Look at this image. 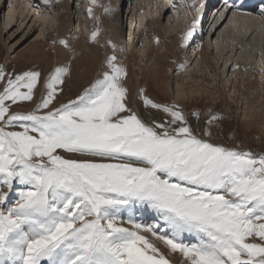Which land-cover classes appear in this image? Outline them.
I'll list each match as a JSON object with an SVG mask.
<instances>
[{"label": "snow or ice", "instance_id": "1", "mask_svg": "<svg viewBox=\"0 0 264 264\" xmlns=\"http://www.w3.org/2000/svg\"><path fill=\"white\" fill-rule=\"evenodd\" d=\"M222 8L221 20L254 15L243 0ZM255 15L264 17V3ZM94 19L90 41L112 54L74 98L61 99L77 55L68 39L52 41L71 55L46 75L0 65V264H264V154L213 142L225 117L210 106L202 116L134 92ZM132 205L151 209L162 228L123 226L118 213Z\"/></svg>", "mask_w": 264, "mask_h": 264}, {"label": "rangeland", "instance_id": "2", "mask_svg": "<svg viewBox=\"0 0 264 264\" xmlns=\"http://www.w3.org/2000/svg\"><path fill=\"white\" fill-rule=\"evenodd\" d=\"M13 1L14 0H10V1L9 0H0V19L3 15V13L5 11H7L9 3L10 4L13 3L12 5H15L13 7H16L19 9L18 3L22 2L23 0H16L15 2H13ZM60 1L61 0H50V3L47 5L44 4L42 2V0H27V1L24 0L23 1V3H26V4L29 2L28 7H27V5L25 6V4L22 5V6H24V8L27 9V11H25L26 10L25 9L24 12H30L31 13L32 9L37 10L38 13L36 15L41 14V15H39V16H41V21H47L48 20L50 23V26L53 27V29L51 28L52 29L51 33L47 32V30H45V28L42 29L40 26H38V24L34 25L31 22L27 24V22L20 23V21H18L19 23L17 22L16 24H14L15 26L11 30L2 29L1 24H0V30H1V33H0V65H4L7 71H9V72L15 71L16 73H20V72H23L26 70L33 69V70H39L46 75L51 70L53 65L58 64L60 62L66 63V56L67 55H65V54H67L68 51L65 49L59 50L58 48L61 47L62 45H54L52 43V41L54 39H57V38H63V39H68L70 41V43H72L81 34H84V33H85V35L88 34L87 37L89 38L91 35V32L93 30H95V28L97 27L94 17L100 18V21H101L100 26L103 28L101 36L99 37L100 42L104 43L106 40L110 39L113 43H115L117 45V52L119 53V57L121 58V60L123 62L125 59L124 58L125 56L123 54V53H125V49L123 48L124 51L119 52L118 44L124 43V45H127V42H130V43L133 42V45H136L137 48L141 45V42L139 44H137V42H136L137 37L135 34H137V31L135 32V34H130L128 39H127V36H124V40L122 37V40H120V42L115 41L111 35V32L109 31L110 27L113 24H115L114 19L116 17H118V21H116V23L118 22V24L120 25L119 29L122 27L128 28V26L130 24L128 23L127 18L129 17L130 14H127V12H128L127 7H129V3H131L130 8L135 6V3L137 2V0H130V1L129 0H108L107 3L113 2L114 7L112 6V4L111 5H105L106 4L105 0H98L99 4H103V5H105L111 9V11L107 12V13L104 12L101 7H99L97 5H93L92 0H68V5L65 7H61L59 5ZM151 1H152L150 3L152 6L151 11H153V12L150 11V14H149L148 9L145 8L146 15H145V13H143V11L142 12L140 11L136 14L137 15L136 17L139 16V19H141L143 21L144 20L146 21L148 19V17L151 15H152V18H155V17L157 18V15H156L157 12L155 11V8L157 6L156 3L158 0H151ZM208 1L209 0H195V3H193V1H190L189 3H187L186 0H160V3L162 5L165 3L166 6L169 8L167 10L166 14H164V16L160 17L161 20L163 19L162 23L164 25H167L168 24V18L170 19V18L174 17V19H178V21L182 24L181 28L183 30L181 29L180 35L178 37L174 36L172 38L173 41L175 40L174 45H176L172 51H169V52L167 51L166 45H164L161 42V40L159 39V37L157 35L152 36V37H150L151 35L149 36V33H148L149 27L148 26L144 30V35L140 39H142V43L147 41L149 44V45L145 46L144 52L149 53L150 48L153 46V47H156L157 49H159L160 53L167 52V54L170 55L171 60H172V63L168 62V60H167V62L164 63V68L166 70L165 75L168 78L167 82H166L167 92H166L165 96L162 95L161 93H159L157 90H155L151 81H148L147 84H143L144 82L142 80V87H144L146 89L147 94L150 97H152L153 99H155L156 101L167 102V103H173L174 102L173 101V97L175 96L174 95V93H175L174 89L176 86V81L178 80L177 76L179 74L182 73L181 77H185L186 80L193 79V81H194L193 77L192 78H191V76L187 77V71H190V69L194 66L197 58L195 60H193L192 62L190 60V62H189L190 64L188 63V67L186 68V70L175 72V70H176L175 68H177L178 64L181 62L180 59L182 60L181 57L187 58V55H189V57H191L190 56L191 54H188V51H190L192 48L193 49L195 48V50H196V48L200 47V44H202V42L209 43V41H210L209 45H213V44H215V41L218 40L219 33L221 32L223 26H221V28L217 29L216 31H215V27L222 21L219 16H222L224 14L223 8L220 9V7L222 6L221 1L216 2V5L214 4V6H216V10H219V9L220 10L218 11L217 16H215V18L213 19L216 10L212 11L211 7H209ZM132 2H135L134 5ZM136 5L138 7V4H136ZM205 5H208V7L210 9L208 7H205ZM166 6L164 7V9L166 8ZM29 7H30V10H29ZM89 8L92 9V16H89V12H88ZM197 9H199V11H197ZM17 11L18 10H16V12ZM65 12H67V13H65ZM62 14H64V15L67 14L65 16V20H64L66 28H63V25H61V20H59V16ZM257 18H258V20L263 21L262 16L257 17ZM194 19L198 20V23H200V24L196 23L195 31H194L192 39L195 38V36H197V32H199V34H200L198 37L199 39H196V40L194 39L195 41L190 40L188 43V48H187V45H186V47L181 46L185 31L187 29H189L190 25H191V27L193 26L192 21ZM111 22H113L112 25L110 24ZM226 22H227V20H226ZM107 28H109V30ZM78 31L80 32V34ZM40 33L43 34V36H41L42 40H40L41 45L39 46V49H40L41 53L43 54L42 58L38 57V55H36V53L32 54V56H31L29 51H28L29 46L36 41V37ZM157 39L159 40V43H156ZM197 40H199V42ZM96 45H97V48L100 52L99 56H100L101 60H103L106 51L109 55L112 54V49L110 47L103 48V47H100L98 44H96ZM244 47L243 48L245 49V52H248L250 58H252V60L250 59L249 61L250 62L252 61L254 63V66H256L260 71L261 75L259 76V78H260L259 80H260V83H262V84H260L262 86L264 84V78H263V76H264V59L261 56V52L264 51V44L262 45V48L254 49L252 51L247 49V45ZM249 47H251V46H249ZM62 48H63V46H62ZM55 52H56V54H58L56 56V58H55ZM254 52H256L257 54H255ZM60 57H62V58H60ZM76 57L80 58L81 56L80 57H79V55L75 56V60L77 59ZM74 62L75 61L73 59L72 69L73 68L75 69ZM198 62H199V60L197 61V63ZM250 62H248L244 68H241L237 71L239 76H241V78H242V80H241L242 81V87H243L242 89L245 88L247 81L250 79V77H252V71L249 68ZM132 63L133 62L126 63L127 69L129 71V73L131 74V77H133L132 74L134 72V67H133L134 65H132ZM229 64L230 63H228V64L223 63L222 66H220V65L218 66V71H215L213 69H210L209 67H206L207 65H205L204 63H202V64L198 63V66L203 71V74L205 77V81H203L204 82L203 88H206V89H204V90H208L209 92L211 91L210 93H212V94L214 93V97H215V99L216 98L217 99H216L215 103H212L211 105L210 104L207 105L206 103H200V102L197 103L199 105V107L196 111H199L201 113V115L203 116L204 111L210 106L212 109L221 113L225 117V120L223 123L224 131L213 142L226 144V146H229V147H232V146L238 144L239 147L245 151H251L255 154H264V125H263L264 124V121H263L264 120V97L262 95L259 96L260 98L256 99L257 101L254 100L256 102L255 103L252 100L253 97L255 96V92L249 91V92L245 93L246 94L245 97L240 96L238 99L237 98H230L229 99V97L232 96V91H227L226 88H225V90L220 88L221 86H219L220 84H218L219 79H217L218 78L217 74L219 72L222 75V78L225 77V75L227 74V68L229 67ZM136 65H140L139 62H137ZM171 66H173V67L171 68ZM100 67H101V64H100ZM100 67H99V69H100ZM141 67H142V70L146 71L147 68L145 66H141ZM85 68L86 67H84V69ZM99 69L97 70V72L99 71ZM233 69H234L233 67H231L229 69L228 79H229V75L231 74V71ZM138 71L139 70H137V72ZM97 72H96V74H97ZM141 72L142 71L138 72L139 77H140ZM261 72H263V73H261ZM72 73H74V74H72L71 81L69 80L70 83L67 84L68 87L65 88L66 92H65L64 96L61 97L62 101H66L69 98H74L75 95H77L79 93V91H81L82 88L87 86V83L89 81H91L89 79L87 81V83H83V82L81 83L80 79L82 78L83 75L80 76L79 72H74V71H72ZM176 74H177V76H176ZM73 78H75V79H73ZM251 79H253V77ZM134 80H135V78H134ZM188 83L190 84L191 80H189ZM182 89L185 92L189 91V88L187 85H186V87H183ZM221 91L224 93L225 98H227L230 101V103L228 105H226L223 101H221V98H218L220 96ZM134 92H135V90H134ZM37 95L39 96V93H37ZM235 96L236 97L238 96L237 93L235 94ZM24 103H27V102H24ZM215 104H217V105L214 107ZM195 108L196 107H193V106L189 107L187 113H191L192 111L195 110ZM13 110H17L15 108V106H13ZM247 112L249 113V115L251 113L253 114V112L262 115L260 118V121L262 120L263 123H261V125L259 124L257 126H252V127L249 126L247 123L248 121L246 120L249 116L247 114ZM245 117H247V118H245ZM202 122L203 121L201 120L199 123L202 124ZM189 123L193 126V128H196L198 126V121L194 117H192L191 115H189ZM3 190L6 191L7 189H3ZM20 190H21V186H19V185H17L13 189L12 194H11V202L15 201ZM135 206L132 205V206H129L127 208L120 209L118 215L121 218V222L123 223V226H125V227L130 226L129 224L124 223V222L128 221V219H127L128 214L132 213V214L136 215L135 217H137V218L134 217L133 221L140 223L142 225H148L149 220H154L162 228V222H160L157 219L156 214L151 209H149L147 206H142V205H135ZM141 222H143V223H141ZM161 247L163 248L162 244H161ZM176 258H177V260L179 259L178 254H176Z\"/></svg>", "mask_w": 264, "mask_h": 264}, {"label": "bare ground", "instance_id": "3", "mask_svg": "<svg viewBox=\"0 0 264 264\" xmlns=\"http://www.w3.org/2000/svg\"><path fill=\"white\" fill-rule=\"evenodd\" d=\"M15 1L16 0H14L13 2H15ZM23 1L18 3L19 9L16 7H13V6H15V5H12L13 3L10 4L8 2L9 6L7 8V11H5L3 13V15L0 19L1 28L11 30L15 26L14 24H16L18 21H20V23L27 22V24L31 22L34 25L38 24V26H40L42 29L45 28V30H47V32L51 33V30L53 29V27L50 26V23L48 20L47 21H41V16H39L41 14L36 15L38 13L37 10L32 9L31 10L33 12V13L31 12L32 14L30 12H24V10L26 8H24V6H22V5L25 4V6L27 5V7H28V3L30 1L27 4L23 3ZM190 1H193V0H186L187 3H189ZM218 1H221V0H209L208 1L209 7H211L212 11L216 10V6H214V4L216 5V2H218ZM252 1L253 0H243V3L245 4L246 7H250V6H248V4L251 3ZM107 2H108V0H105L106 4L104 2L103 3L105 5H111L112 4V6L114 7L113 2H109V3H107ZM151 2H152L151 0H137L136 3L132 2L133 5L135 3V6L132 5L133 6L132 8H130L131 3H129V7H127L128 8L127 14H130V15L127 18V20H128V23L130 25L128 26V28L122 27V28H120L121 29L120 30L119 29L120 25L118 24V22L116 23V21H118V17H116L114 19L115 24L112 25L113 22H111L110 24L112 26L110 27V30H109V28H107V29L111 32V35L114 38V40L119 41V42H120V40H122V37H123V40H124V36H127V39H128L130 34H135V32L137 31V34H135L137 37L136 42H137V44H139L141 42V45L138 48L136 45H133V42L132 43L127 42V45H124V43H121L123 46L121 44H118V49H120V48L125 49V53H123L125 56L123 63L126 64L129 62H133L132 65H134L133 66L134 72H133L132 76L135 78V80L133 77H131L130 86L132 87V89L134 91V90H136L137 86L142 87V80L144 82L143 84H147L148 81H151L155 90H157L159 93H161L162 95L165 96L166 92H167L166 82H167L168 78L165 75L166 70L164 68V63L167 62V60H168V62L172 63L171 57L169 54H167V52L160 53L159 49H157L156 47H153V46L150 48L149 53H145L144 48L146 45H149V44L147 41L142 43V39H140V38L143 37L144 30L148 26L149 27V31H148L149 36L151 35L150 37H152V36L157 35L159 37V39L161 40V42L164 45H166L167 51L169 52V51H172L176 46V45H174L175 40L173 41L172 38L174 36L178 37L180 35V31L182 29L181 28L182 24L178 21V19H174V17L170 18V19L168 18V24L167 25H164L162 23L163 19L161 20L160 17L164 16V14H166V12L169 8L166 6L165 3L162 5L160 3V0L157 1V3H156L157 6L155 8V11L157 12L156 13L157 18L156 17L152 18V15H151L148 17V19L146 21L144 20L145 21L144 22L143 20L139 19V16L136 17L137 16L136 14L140 11L141 12L143 11V13H145V8L148 9L149 14H150V11L152 8V6L150 4ZM136 4H138V7ZM59 5L61 7L67 6L68 0H61ZM165 6H166V8L164 9ZM205 7H208V5H205ZM221 8H222V6L220 7V9ZM259 8L260 7H254L252 10L247 8L246 10L248 12H252L255 14V13L259 12ZM16 10H18V11L16 12ZM29 10H30V7H29ZM219 10L215 11V15H214L213 19L215 18V16H217V13ZM25 11H27V9ZM151 12H153V11H151ZM65 13H67V12H65ZM66 15L67 14H65V15L62 14L59 16V20H61V25H63V28H66L65 27L66 25L64 23ZM145 15H146V13H145ZM219 17L221 18V16H219ZM257 17H260V15L245 16L242 13L230 14L229 18L227 19V22H226V20H222L215 27V31H216L217 29H220L221 26H223L221 32L219 33V38L217 41H215V44L209 45L210 41H209V43L202 42V44H200V47L196 48V50H195V48L194 49L192 48L190 51H188V54H191L190 55L191 57H189V55H187V58L181 57L182 60L180 59L181 62L178 65L183 64V65H186V67L184 69L178 70V66H177V68H175L176 69L175 72L186 70L190 60L192 62L193 60H195L197 58L194 66L190 69V71H187V77L188 76L189 77L191 76V78L193 77L194 81H193V79L186 80L185 77H181L182 73L179 74L178 76H177L178 73L176 74V76L178 77V80L176 81V86L174 89L175 90V93H174L175 96L173 97V101L175 103L181 105V107L184 109V111L186 113L188 112V108L191 106L196 107L194 110V111H196L199 107V105L197 104L199 102L200 103H206L207 105H209V104L211 105L212 103H215V101L217 99V98L215 99L214 93L212 94V93H210L211 91L209 92L208 90H204V89H206V88H203V86H204L203 81H205V77H204L203 71L201 70V68H199L198 63H201V64L204 63L205 65H207L206 67H209L210 69H213L215 71H218L219 65L222 66L223 63H226V64L230 63L229 67L227 68V74L225 75L224 78H222V75L220 74V72L217 74V77H218L217 79H219L218 84H220L219 86H221L220 88H222L223 90H225V88H226L227 91H232V96H230L229 99L230 98H237L238 99L240 96L245 97L246 96L245 93L249 92V91L255 92V96L252 99L253 102H255L254 100L260 98L259 96H261V95L264 97V84L261 86L260 84H262V83H260V80H259L260 79L259 76L261 75L260 71L256 66H254V63L252 61L251 62L249 61L250 59L252 60V58H250L249 53L245 52V49H244L245 48L244 46L247 45V49L252 51L254 49L262 48V45L264 44V17H262L263 21L258 20ZM197 24H200V23H197ZM190 27H191V25L189 26V28ZM0 33H1V30H0ZM40 34L37 35L36 41L34 40L35 42L29 46L28 51H29L31 56H32V54L36 53V55H38V57L42 58L43 54L41 53L39 46L41 45L40 40H42L41 36H43V34H41V35ZM79 34H80V32H79ZM87 35L88 34L85 35V33L81 34L80 35L81 37L79 36L75 41H73L71 43L75 49L76 54H77L76 56H78V55H79V57L81 56L80 58L76 57L77 58L76 60L74 58L75 69L74 68L72 69V71H74V72H79L80 76L81 75L84 76V77L82 76V78L80 79L81 83L82 82L87 83V81L89 79L92 80L95 77L96 72L100 67V62H101V59L99 56L100 52L97 48V45L94 42L90 41V39L87 37ZM199 35H200L199 32H197V36H195V38H193L191 40L199 39L198 38ZM197 41L199 42V40H197ZM184 46L186 47V45H184ZM249 46H251V47H249ZM187 48H188V44H187ZM58 49L63 50L62 46L59 47ZM254 53L257 54L256 52H254ZM57 55L58 54H56V52H55V58ZM65 55L69 56V55H71V53L67 52V54H65ZM261 56L264 59V51L261 52ZM60 58H62V57H60ZM198 60H199V62L197 63ZM137 62H139L140 65H136ZM248 62H250L249 68L252 71L253 79H251L252 77H250L251 80L250 79L248 81L246 80L247 83H246V86L244 88L245 90H244V89H242L243 88L242 87V81H241L242 78H241V76H239L237 71L241 68H244ZM235 65H239V67L237 68V67H235ZM141 66H145L147 68L146 71L142 70ZM173 66H171V68ZM84 67H86V68L84 69ZM231 67H233L234 69L231 71V74L229 75V79H228V71ZM137 70L142 71L140 73V77L138 74L139 71L137 72ZM261 73H263V72H261ZM75 78H73V79H75ZM263 78H264V76H263ZM189 80H191L190 84L188 83ZM89 82H91V81H89ZM68 83H70V82L68 81ZM186 85L189 88L188 92L187 91L185 92L182 89L183 87H186ZM66 87H68V85ZM236 93L238 95L237 97L235 96ZM218 98H221V101H223L226 105H228L230 103V101L227 98H225V95L222 91L220 92V96ZM216 105L217 104H215L214 107ZM247 114L249 115L248 112H247ZM261 116L262 115L253 112V114L251 113L248 116V118L247 117H245V118H247L246 120L248 121L247 122L248 125L252 127V126H257L259 124L261 125V123H263L262 120L260 121ZM133 206H135V205H133ZM135 216H136L135 214L129 213L127 219L133 220V218ZM135 218H137V217H135ZM148 222H149V224L147 223L148 225H157L156 221H154V220H149ZM141 223H143V222H141Z\"/></svg>", "mask_w": 264, "mask_h": 264}]
</instances>
